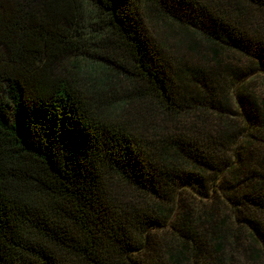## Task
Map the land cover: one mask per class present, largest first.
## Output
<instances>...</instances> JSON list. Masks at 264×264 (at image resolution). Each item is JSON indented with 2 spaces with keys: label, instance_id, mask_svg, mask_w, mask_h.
<instances>
[{
  "label": "trees",
  "instance_id": "16d2710c",
  "mask_svg": "<svg viewBox=\"0 0 264 264\" xmlns=\"http://www.w3.org/2000/svg\"><path fill=\"white\" fill-rule=\"evenodd\" d=\"M149 7L212 54L183 69L195 97L148 35ZM220 51L249 69L211 66ZM65 58L103 74L93 99L115 115L55 71ZM254 76L264 0H0V264H264ZM130 111L137 123L117 115Z\"/></svg>",
  "mask_w": 264,
  "mask_h": 264
},
{
  "label": "rangeland",
  "instance_id": "374dc122",
  "mask_svg": "<svg viewBox=\"0 0 264 264\" xmlns=\"http://www.w3.org/2000/svg\"><path fill=\"white\" fill-rule=\"evenodd\" d=\"M141 14L148 35L151 39L156 41L157 45L159 44L161 46L165 54L170 66V75L173 81L180 87L182 94H185L188 97H195L196 88L193 85H190L188 76L183 72V69L186 70L208 66V64L204 63L201 58V50L208 54L209 59L212 58V54L210 51H204L206 45L201 41V38L194 36L184 26L165 17H158L153 8H144L141 11ZM213 59L214 61H210L211 66L215 65L219 67L236 68L244 73H246L250 66L248 59L229 51H220L219 55ZM55 71L73 79L92 104H99L103 108L104 114L111 113L113 115L115 113L114 110L106 107L105 104L100 103V100L93 99L95 98L94 96L97 91L95 89L99 86L98 82L102 81L100 77L103 74L98 73V71L94 70V68L87 62L82 60L74 61L73 59L65 58L56 64ZM108 83L109 85H114L108 92V98L109 96L112 97L115 95L114 100H119L125 95V87H121L119 84H114L113 82ZM248 90L254 95V97L264 99V79L260 76H254L248 86ZM233 111L235 112V109H233ZM136 114V111L121 114L120 112H117V115H119L123 121L130 122L136 120ZM138 121L139 120H137V122ZM135 127L138 131H141V133L146 131V127ZM149 136H152V133H150ZM255 150L260 155H264V148L260 145L256 144ZM185 200L189 204H194L192 201L193 198L190 194L186 195Z\"/></svg>",
  "mask_w": 264,
  "mask_h": 264
}]
</instances>
